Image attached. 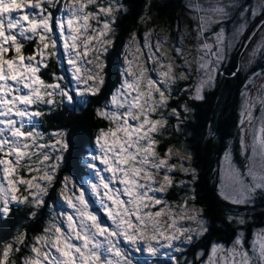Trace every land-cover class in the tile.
<instances>
[{
  "label": "snow or ice",
  "instance_id": "snow-or-ice-1",
  "mask_svg": "<svg viewBox=\"0 0 264 264\" xmlns=\"http://www.w3.org/2000/svg\"><path fill=\"white\" fill-rule=\"evenodd\" d=\"M150 8L146 0L137 23L152 19ZM185 8L191 30L177 21L171 47L170 34L155 27L129 33L120 79L106 94L107 55L129 11L123 0H0V220L14 206L28 209L26 220L47 216L39 232L29 236L21 226L0 242V264H148L145 255L172 264H264V228L249 238V217L239 211L226 217L230 241H213L191 260L179 256L211 222L197 204L200 173L189 146L165 141L179 140L193 103L228 75L224 66L249 21L264 15V0H186ZM259 57L264 35L246 64ZM101 96L94 116L105 126L94 132V151L78 159L85 178H74L63 173L70 129L45 130L43 119L74 97L86 108ZM240 97L243 159L226 144L216 170L218 196L235 209L254 206L264 192V69L248 76ZM205 127L213 138L211 122ZM177 189L179 199H168ZM52 193L59 203H49Z\"/></svg>",
  "mask_w": 264,
  "mask_h": 264
},
{
  "label": "trees",
  "instance_id": "trees-1",
  "mask_svg": "<svg viewBox=\"0 0 264 264\" xmlns=\"http://www.w3.org/2000/svg\"><path fill=\"white\" fill-rule=\"evenodd\" d=\"M129 11L127 15L121 14L117 22V38L115 46L107 55V84L105 93L107 94L119 81L120 69L124 53V45L128 39L129 33L138 31L142 33L148 24H168L173 28L179 20L180 15H186L188 11L185 8L186 0H150L151 8L148 15L152 17L146 25L137 23L138 17L144 11L146 0H123ZM191 24L190 18L184 16ZM191 30V28H190ZM256 40V39H255ZM248 42V51L252 49L253 41ZM187 43H191L187 40ZM239 46V45H238ZM237 46V48H238ZM32 44H27L25 52H30ZM236 48V50H237ZM236 50L231 54L230 63L224 66V71L228 75L217 80L214 90H208L204 102H194V116L189 118L187 126L182 130L179 140L173 139L165 141L167 143L185 142L194 157V166L199 170V181L196 185L198 194L197 204L202 205L205 209L204 215L210 219L211 227L207 235L191 246H186V251L182 257L193 259L199 249H204L207 253L211 242L224 241L228 242L233 238V226L228 224L226 217L239 211L250 218L246 225L248 236L251 237L253 228L264 226V193L258 194L254 206L247 208L235 209L228 203L224 202L217 191V168L220 155L224 145L231 143L235 149L237 162H242L238 154L239 147V130H238V112L240 105V92L248 74L259 68V64H252L248 67L244 62L245 51H241L234 57ZM244 56V57H243ZM247 59V58H246ZM259 61H257L258 63ZM240 71L233 78L230 74L238 66ZM261 66H264L261 64ZM50 68H55V62H51ZM45 76L48 73L45 72ZM247 77V78H246ZM105 96L99 100L91 98V103L85 108L81 105L80 98L74 97L73 105L65 104L62 109L54 111L51 115L43 119L42 127L45 130L56 128H68L70 149L66 155V162L63 173L72 175L74 178L83 179L86 173L83 165L78 166V159L86 154L91 147L94 138V132L98 127L105 126L103 122L97 120L94 116L95 106L103 101ZM78 109V110H77ZM211 122L215 130V136L209 138L206 133V125ZM163 147V145H162ZM179 178V177H178ZM183 190L177 189L168 193V199L178 200ZM53 199L49 203L57 202L54 200L55 193L51 194ZM27 208L13 207L10 216L5 220H0V242L7 241L15 235L18 227H26L29 236L39 232L47 220V216L41 215L35 221L26 220ZM27 253L24 249L19 254L23 256ZM19 256L17 259H19ZM181 257V259H182ZM148 264H172V261L166 256L151 258L145 255L141 258Z\"/></svg>",
  "mask_w": 264,
  "mask_h": 264
},
{
  "label": "rangeland",
  "instance_id": "rangeland-1",
  "mask_svg": "<svg viewBox=\"0 0 264 264\" xmlns=\"http://www.w3.org/2000/svg\"><path fill=\"white\" fill-rule=\"evenodd\" d=\"M184 16H187V18L189 17V14L187 13L186 15H180V18H179V22H181V24H182V26H189V30H190V28H191V24L186 20V18L184 17ZM190 18V17H189ZM190 20V19H189ZM177 23V22H176ZM153 27H155V29H156V31H157V33L159 34V35H161V36H163V35H168V34H170V36H171V38L172 39H170L169 40V43H168V47H171V44L173 43V40H174V38L177 36V28H176V24L174 25V27L173 28H170L169 26H168V24H154V23H152V24H148L147 25V28H153ZM161 29H165V31H161ZM146 30V28L144 29V31ZM143 31V32H144ZM142 32V33H143ZM260 39V38H259ZM259 39H256L255 41H253V43L251 44V46L250 47H253L257 42H258V40ZM185 43H187V40L185 41ZM251 50V49H250ZM249 50V51H250ZM249 51H245V56H246V58L248 57V54H249ZM124 54V53H123ZM193 55H195V53H193ZM244 57V56H243ZM245 58V60H244V62L246 63V59ZM257 61H259L258 63H257ZM253 65H255V64H259V68H257L256 70H254L253 72H257V71H260L261 69H264V66H261V64H263L264 65V57H259V58H257L256 60H255V62L254 63H252ZM252 64L250 65V66H248V67H252ZM252 72V73H253ZM249 75H251V73L250 74H248V76ZM247 76V77H248ZM246 77V78H247ZM69 79H70V77H69ZM242 90V89H241ZM241 98V97H240ZM91 151H94V147H91L90 149H89V151L88 152H91ZM238 154H239V147H238ZM222 156V154L220 155V157ZM239 156H240V154H239ZM241 157V156H240ZM241 159H243L242 157H241ZM83 178H85V176L83 177ZM261 193H264V192H258L257 193V196H258V194H261ZM56 203H59L58 201L56 202ZM248 217V216H247ZM249 220H250V218H249ZM259 228H264V226H259V227H256V228H253V232L256 230V229H259ZM179 256L180 257H182V256H184L183 255V253H181V254H179ZM183 258V257H182Z\"/></svg>",
  "mask_w": 264,
  "mask_h": 264
},
{
  "label": "flooded vegetation",
  "instance_id": "flooded-vegetation-1",
  "mask_svg": "<svg viewBox=\"0 0 264 264\" xmlns=\"http://www.w3.org/2000/svg\"><path fill=\"white\" fill-rule=\"evenodd\" d=\"M249 2H251V0H249ZM264 22V15H258L256 16L254 19H251L249 21V27L247 32L244 34L243 38L241 39L244 40V44L247 43V47H248V37L252 32H256L255 37L252 38V40L255 39H259L261 37V35H264V31H261L259 29V26L261 25V23ZM240 45V44H239ZM239 47V46H238ZM249 48V47H248ZM238 49V48H237ZM241 51H245L244 48L242 47ZM240 51V52H241Z\"/></svg>",
  "mask_w": 264,
  "mask_h": 264
},
{
  "label": "water",
  "instance_id": "water-1",
  "mask_svg": "<svg viewBox=\"0 0 264 264\" xmlns=\"http://www.w3.org/2000/svg\"><path fill=\"white\" fill-rule=\"evenodd\" d=\"M244 40H242L241 42H240V45H239V47H238V49L236 50V52H235V54H234V57H236L237 56V54L241 51V49H242V47H243V45H244Z\"/></svg>",
  "mask_w": 264,
  "mask_h": 264
}]
</instances>
